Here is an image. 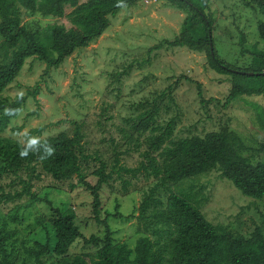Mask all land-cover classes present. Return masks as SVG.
I'll list each match as a JSON object with an SVG mask.
<instances>
[{
  "label": "rangeland",
  "instance_id": "rangeland-1",
  "mask_svg": "<svg viewBox=\"0 0 264 264\" xmlns=\"http://www.w3.org/2000/svg\"><path fill=\"white\" fill-rule=\"evenodd\" d=\"M71 10L67 5V12ZM23 11L25 20L32 21L34 26L71 25L67 16ZM209 11L215 17L214 36L219 54L235 67L263 69L252 65L253 56L243 50L264 49L260 31L264 13L260 7L252 0H211ZM186 15L184 9L168 0H139L111 16V26L101 37L77 49L60 66L51 68L49 74H43L46 62L29 57L20 75L0 95V101H14L27 95L18 116L7 128L0 129V137L30 144L63 130L73 134L72 121L81 122L89 155L82 157L81 163L89 181H97L94 171L101 160L108 165V171L114 169L115 153L120 152L121 168L103 190L102 215L108 216L115 242H127L132 247L143 235L159 239V246L169 243V238L153 232L150 221L139 219L140 205L154 187L156 197L165 203L171 192L182 193L210 221L246 236L258 225H264V197L244 194L219 169L166 184H160L156 176L149 174L151 156L161 161L163 150L181 138L225 129L243 140L242 155L253 163L264 158V118L257 108H264V95L242 94L228 101L232 74L214 69L207 51L169 45L168 41L181 33ZM1 41L0 36V44ZM15 49L6 54L0 48V61L10 60ZM198 83L202 85L201 92ZM38 84V92L29 95L28 91H36ZM150 113L153 116L147 119L148 126L141 125ZM169 124V137L160 147L155 146L154 138L165 132ZM140 166L144 169L136 173L126 170ZM38 171L41 176L32 181L36 193L48 197L54 207L72 208L86 235L105 233V227L92 220L93 196L79 183L77 175L59 180L40 164ZM23 175L27 177L28 172L23 171ZM21 189L23 183L14 174L0 173V192ZM50 209L48 202L32 203L28 196L0 201V214L7 227L18 230L15 239L8 242L9 250L15 247L18 262L27 259L35 264L26 248L33 246L30 235L42 220L50 217ZM118 212L124 217L118 216ZM43 260L45 264H66L50 254L44 255ZM169 263L166 260L164 264Z\"/></svg>",
  "mask_w": 264,
  "mask_h": 264
},
{
  "label": "trees",
  "instance_id": "trees-1",
  "mask_svg": "<svg viewBox=\"0 0 264 264\" xmlns=\"http://www.w3.org/2000/svg\"><path fill=\"white\" fill-rule=\"evenodd\" d=\"M139 0H0V48L8 54L16 49L8 61H0V95L20 75L26 60L35 56L46 62L43 74L60 66L77 49L89 46L101 37L111 26V16L121 9L133 6ZM172 5L184 9L187 15L181 33L168 43L171 46L189 47L207 51L209 62L221 73L233 75V87L228 101L242 94L264 95V74H248L235 71L251 68L235 67L218 52L214 36L215 17L209 11L211 0H168ZM264 13V0H252ZM67 5L72 7L67 12ZM40 13L43 16H67L71 25L53 23L46 27L34 26L25 20L24 11ZM264 38V22L260 25ZM244 40H242L243 42ZM213 43L215 53H212ZM243 50L253 56L252 65L257 64L264 71V49ZM243 76V77H241ZM201 90V83H198ZM28 91L35 94L39 90ZM27 95L14 101H0V129L7 128L18 116ZM260 117L264 108L257 105ZM148 114L141 125L148 126ZM74 133L63 130L54 135L39 138L35 143L23 144L10 137H0V173H11L23 183V189L15 192H0V201H13L28 196L32 203L48 202L50 217L40 222V227L30 235L32 247L26 252L35 258V264H45L43 256L50 254L66 264H264V225H258L250 236L210 221L204 212L188 196L171 192L167 202L156 197V187L144 197L140 205L139 219H146L153 225L154 233L169 238L166 246H159V239L141 236L134 247L127 242H115L114 231L103 218L105 207L103 190L114 172L119 171L120 152L115 153V167L108 171V165L101 160L94 171L97 181L87 179L81 159L86 153L82 123L72 121ZM172 124V123H171ZM169 124L165 132L153 140L160 147L167 140L172 129ZM41 128V127H40ZM41 130V129H39ZM243 140L229 130L211 131L205 136L194 135L178 140L163 150V159L151 156V171L160 184L168 181L179 183L211 170L219 169L224 177L232 181L244 194L264 197V158L256 163L242 155ZM264 152V145L261 147ZM26 153V155H22ZM98 158V157H96ZM59 180L74 175L92 196V220L105 227V233L86 235L77 222L72 208H57L46 196L33 190V179L40 177L38 165ZM119 167V168H118ZM148 169V166H145ZM144 167L126 168L136 173ZM23 171L28 172L27 177ZM118 216L124 217L120 212ZM17 229H9L0 214V264H30L27 259L15 260V247L8 249V242L15 239ZM79 248V250H77ZM83 249V251H80ZM80 251V252H79ZM168 253V255H167Z\"/></svg>",
  "mask_w": 264,
  "mask_h": 264
},
{
  "label": "water",
  "instance_id": "water-1",
  "mask_svg": "<svg viewBox=\"0 0 264 264\" xmlns=\"http://www.w3.org/2000/svg\"><path fill=\"white\" fill-rule=\"evenodd\" d=\"M211 49H212V53L214 54L215 53V50H214V46H213V43L211 44ZM235 71H238V72H241V73H248V74H264V71L262 72H255V71H247V70H242V69H233Z\"/></svg>",
  "mask_w": 264,
  "mask_h": 264
},
{
  "label": "clouds",
  "instance_id": "clouds-1",
  "mask_svg": "<svg viewBox=\"0 0 264 264\" xmlns=\"http://www.w3.org/2000/svg\"><path fill=\"white\" fill-rule=\"evenodd\" d=\"M32 143H35V141H32ZM22 155H26V153H22Z\"/></svg>",
  "mask_w": 264,
  "mask_h": 264
}]
</instances>
